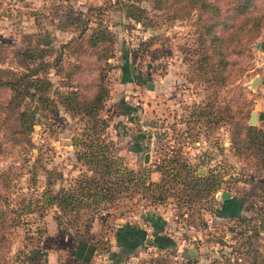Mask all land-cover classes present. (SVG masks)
I'll return each mask as SVG.
<instances>
[{
	"label": "rangeland",
	"instance_id": "obj_1",
	"mask_svg": "<svg viewBox=\"0 0 264 264\" xmlns=\"http://www.w3.org/2000/svg\"><path fill=\"white\" fill-rule=\"evenodd\" d=\"M212 1L225 6L227 0ZM111 2L0 0V66L15 68V51L47 33L61 54V66H104L108 94L99 115L107 121L105 138L128 167L153 166L164 153L169 156L179 148L198 172L218 169L224 172L223 181L190 205L179 203L173 194L152 201L132 193L96 212H81L78 218L56 206L41 214L8 213L15 218L0 228V264H243L247 245L264 256V168L246 152L233 153L223 121H186L194 108L210 99L222 106L237 91L235 85H241L247 89L244 95L255 112V124L264 126V0H254L255 11L263 13L259 35L240 52L229 54L241 68L239 76L216 89L193 69L197 57L190 51L202 32L195 10L172 16L168 8L154 9L145 0L140 5L146 19L135 22ZM99 18L114 41L112 55L97 62L85 40ZM125 64L132 67L133 79L122 87L120 66ZM51 71L49 77L57 82ZM88 73L83 70L81 78ZM253 77L256 82L250 86ZM8 93L0 88V102ZM139 120L154 126L151 148ZM82 124L79 116L58 105L39 115L27 141H12L0 125V189L6 191L8 208L44 187L45 168L62 174L54 180L55 187L67 186L84 170L71 143ZM145 152L148 158L143 161ZM222 191L229 195L221 196ZM150 211L158 216L157 222L146 221ZM120 248L125 254L113 258L112 252Z\"/></svg>",
	"mask_w": 264,
	"mask_h": 264
},
{
	"label": "trees",
	"instance_id": "obj_2",
	"mask_svg": "<svg viewBox=\"0 0 264 264\" xmlns=\"http://www.w3.org/2000/svg\"><path fill=\"white\" fill-rule=\"evenodd\" d=\"M141 1L145 0H113L111 3L118 5L124 17L141 22L146 19V10L140 5ZM148 1L154 9L168 8L172 16L188 15L190 9L196 11L202 32L194 51L192 49L190 52L197 57L194 71L203 77L208 86L215 89L226 86L239 76L241 68L229 58V54L240 52L242 46L260 33L263 13L255 11L254 0H227L225 6L212 0ZM83 27H87L85 23ZM113 41L112 31L99 18L96 25L91 27L85 43L91 48L95 60L100 62L112 55ZM50 42L48 34L43 33L32 45L28 42V45L15 51V68L0 66V88L9 92L1 97L0 125L8 130L6 135L9 139L24 142L29 139L39 115L54 111L58 105L63 107L83 121L80 132L72 137L71 143L76 147V159L85 168L67 186L60 184L58 187L54 186V180L60 179L62 174L45 168L44 187L22 198L14 208H8L6 191L0 189V228L4 222L14 221L15 216L8 215L14 211H37L41 214L45 209L56 206L78 218L81 212H96L101 205L132 193L149 196L152 201L173 194L179 203L190 205L220 187L224 172L215 168L205 173L198 172L181 155L179 148L172 149L169 156L164 153L153 166L141 164L137 168L128 167L115 152L114 143L105 138L107 121L99 115L108 94L104 66L73 64L65 68L61 66L60 52L56 53ZM126 65L121 66L123 78L128 77L132 69ZM50 69H53L52 74L57 75V82L49 77ZM83 70L89 73L81 78ZM83 79L85 81L82 83ZM235 86L237 91L232 98H226L222 106L215 105L210 99L204 106L194 108L193 118L186 119L187 125L198 119L202 120L198 122L206 123L223 121L228 126L229 145L233 153L246 152L255 159L258 167L264 168V126L247 122L251 108L244 95L247 89L245 86ZM152 170L158 171L157 180L150 178ZM31 177L34 178V175ZM259 186L262 187V184ZM247 247L243 264H264V256L251 246ZM123 251L126 249L120 248L111 256L121 255Z\"/></svg>",
	"mask_w": 264,
	"mask_h": 264
},
{
	"label": "crops",
	"instance_id": "obj_3",
	"mask_svg": "<svg viewBox=\"0 0 264 264\" xmlns=\"http://www.w3.org/2000/svg\"><path fill=\"white\" fill-rule=\"evenodd\" d=\"M121 68L122 67L120 66V74L122 76ZM130 72L128 73V77L126 76L125 78H123V77L120 78L119 82L122 84V87H125L127 85V83L133 79V75H131ZM122 113H126V112L122 111ZM157 177H158V171L153 170L150 172V178L151 179L155 180ZM145 218H146V221H148V222H157L158 216H155L153 214V212L150 211V212H148V216H146ZM124 226H125V224H124Z\"/></svg>",
	"mask_w": 264,
	"mask_h": 264
},
{
	"label": "water",
	"instance_id": "obj_4",
	"mask_svg": "<svg viewBox=\"0 0 264 264\" xmlns=\"http://www.w3.org/2000/svg\"><path fill=\"white\" fill-rule=\"evenodd\" d=\"M255 82H256V77H253V78L248 82V84H249L250 86H254ZM146 87H147V88H151V87H152V82H151V81H147V82H146ZM255 122H256V115H255V112H254V111H250L249 119H248V123H249V124H255ZM147 157H148V152H145L144 155H143V161H146V160H147ZM228 195H229V192H227V191H222V192H221V196H223V197H226V196H228ZM146 241L150 243V242H151L150 237H147V238H146Z\"/></svg>",
	"mask_w": 264,
	"mask_h": 264
},
{
	"label": "built area",
	"instance_id": "obj_5",
	"mask_svg": "<svg viewBox=\"0 0 264 264\" xmlns=\"http://www.w3.org/2000/svg\"><path fill=\"white\" fill-rule=\"evenodd\" d=\"M140 121V127H141V129L142 130H145L146 131V133H147V137H148V139H149V141H148V147H152V145H153V139H154V137H155V135H154V131H153V129H154V126H149V124H147V123H144L142 120H139ZM145 133V132H144Z\"/></svg>",
	"mask_w": 264,
	"mask_h": 264
}]
</instances>
